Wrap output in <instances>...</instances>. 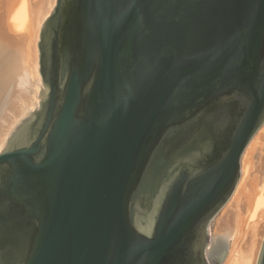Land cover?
<instances>
[{
    "label": "water",
    "instance_id": "water-1",
    "mask_svg": "<svg viewBox=\"0 0 264 264\" xmlns=\"http://www.w3.org/2000/svg\"><path fill=\"white\" fill-rule=\"evenodd\" d=\"M37 50L0 264H222L209 230L264 124V0H56Z\"/></svg>",
    "mask_w": 264,
    "mask_h": 264
},
{
    "label": "bare ground",
    "instance_id": "bare-ground-1",
    "mask_svg": "<svg viewBox=\"0 0 264 264\" xmlns=\"http://www.w3.org/2000/svg\"><path fill=\"white\" fill-rule=\"evenodd\" d=\"M55 2L0 0V151L24 109L37 104L36 43L41 24ZM4 38L9 40L4 42ZM10 42L25 43V51L11 52ZM240 167L236 189L216 221L215 234L230 232L223 264H255L264 238V124L245 151Z\"/></svg>",
    "mask_w": 264,
    "mask_h": 264
},
{
    "label": "rangeland",
    "instance_id": "rangeland-1",
    "mask_svg": "<svg viewBox=\"0 0 264 264\" xmlns=\"http://www.w3.org/2000/svg\"><path fill=\"white\" fill-rule=\"evenodd\" d=\"M55 6V5H54ZM54 8V7H53ZM53 10V9H52ZM1 11H2V8L0 7V14H1ZM4 11H8V8H6V9H4ZM52 12V11H51ZM50 12V13H51ZM50 15V14H49ZM48 15V16H49ZM4 16V15H3ZM48 16H47V18H48ZM47 18H45V20L47 19ZM44 20V21H45ZM43 21V22H44ZM43 22H42V24H43ZM42 24H41V26H42ZM41 28V27H40ZM39 32H40V29H39ZM13 33V32H12ZM11 34V33H10ZM12 35H14V34H11V36ZM39 35V34H38ZM12 37H15V36H12ZM0 38H2V37H0ZM8 40H9V38H8ZM7 39H5L4 38V40H2V41H8ZM0 41H1V39H0ZM11 42H14V41H11ZM11 42L10 43H8L7 44V46H8V49H10L11 50V52H18L19 53V51H25V47H26V45H25V43H20V45H17V44H11ZM19 42V41H18ZM37 44H38V39H37V43H36V47H37ZM2 47H4V46H2ZM24 47V48H23ZM7 49V47H6V50H8ZM37 49V48H36ZM9 51V50H8ZM37 54H38V50H37ZM3 67H4V65L1 67V69H3ZM37 72H38V67H37ZM38 76H39V74H38ZM39 87H41V80H40V76H39ZM38 93H37V96H38V94H39V92H40V88H39V90L37 91ZM37 104H38V101H37ZM252 142V141H251ZM251 142H250V144H251ZM249 144V145H250ZM248 145V146H249ZM248 148V147H247ZM247 150V149H246ZM245 150V151H246ZM245 153V152H244ZM244 155V154H243ZM218 217H219V214H218V216L214 219V221H213V223H212V225H211V227H210V230H209V235H210V238H212L213 236H215V235H217V234H215L216 233V221H217V219H218ZM215 234V235H214ZM226 258V257H225ZM223 264V263H222Z\"/></svg>",
    "mask_w": 264,
    "mask_h": 264
}]
</instances>
